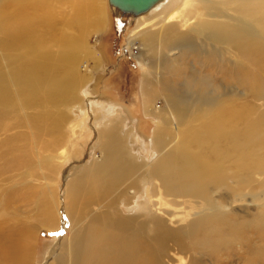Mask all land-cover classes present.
<instances>
[{"label": "rangeland", "instance_id": "rangeland-1", "mask_svg": "<svg viewBox=\"0 0 264 264\" xmlns=\"http://www.w3.org/2000/svg\"><path fill=\"white\" fill-rule=\"evenodd\" d=\"M5 2L8 0L0 4ZM101 3L100 26L95 27L87 19L81 28L75 25L76 15L71 8L62 15L58 12V3L48 5V12L55 14L56 20H52V26L47 23L41 26L43 28L39 27L38 34L42 38L45 36V41L50 44L47 49L51 61L47 60L44 70L37 73H41L40 77L35 72V77L27 78L29 84L35 78L28 88L22 83L25 89H21L18 84L21 82L16 83L17 78L12 77L11 72L12 67L27 63L28 58L23 57L22 61L8 53L10 60L0 39V60L11 90L8 99L14 100L11 103L0 101L3 114L0 115V124L4 125L0 129V143H4L0 144V170L7 172L0 177V190L14 191L5 205L8 210L5 206L0 209L1 232L3 226L15 231L38 226L44 217L43 210L46 205L50 206L61 219L60 230L53 232L41 227L43 229L37 232V248L32 262L48 264L52 249L65 238L69 227L68 186L74 183L70 186L73 190L74 185L82 183L78 178L90 171L95 160L108 157L110 147L127 146L132 149L135 164L141 166L138 169L146 170L149 177L137 190L133 208L121 207L124 215L141 220V214L149 211L150 215L162 218L190 249L179 252L190 264H264V148L253 150L257 157L248 155V159H258L257 166L252 169H249L254 165L252 163L245 166L233 158H223L219 162L222 177L208 185L204 196L187 198L195 208L191 220L210 217L221 230H213L211 222L206 223L202 230H211L212 233L207 239L205 233L192 236L185 221L179 219L185 205L173 203L174 207L169 206L168 211H164V207L158 205L159 195L148 190L151 188L149 181H153L152 173L169 176L166 172L161 173L169 165L171 153L168 152L185 147L180 145L185 140H194L193 133L203 135L202 129L211 121L213 126L222 129L223 138L218 140H227L224 132L231 136L228 140L239 139L245 130L248 139L249 136L255 139L257 133L258 137H264V61L252 67L246 61L248 59L240 57L244 48L240 52L236 47L210 42L208 49L205 47L208 41L203 37L197 39L190 29L184 32L188 36L183 41H176L175 37L187 28L182 27L177 32L167 28L168 24L160 17L167 1L138 19L131 15L119 19V15L110 10L108 0H101ZM154 20L157 29H140L145 22ZM134 31L137 33L132 35ZM55 34L68 44L63 45L62 39L53 38ZM209 51L213 52L210 61ZM64 57L71 60L69 65L64 64ZM48 61L49 66L52 65L50 70ZM203 66H212L207 72L212 86H205L210 94L185 93V80L179 75L201 70ZM121 68L124 70L118 73ZM253 75H256L257 82L252 81ZM68 79L75 80L77 87L74 90L68 88ZM52 82H57L58 86ZM31 86L35 103H28V96H22V92ZM109 114H112V123L104 120ZM229 122L231 126L224 131ZM114 123L118 126L116 131L111 135L105 133L107 126ZM195 140L204 139L201 136ZM220 143L209 142L211 149L201 143L191 149L198 155L207 156L211 150H217ZM161 147L165 150L161 151ZM261 162L262 166L259 165ZM155 182L160 184L159 180ZM179 182L177 180L174 184L182 189V181ZM165 195V201L173 199L170 194ZM173 244L167 240L165 246L168 248ZM168 251L165 250L163 264H171L172 251ZM157 252L158 245L152 241L149 246L151 260L158 257Z\"/></svg>", "mask_w": 264, "mask_h": 264}, {"label": "bare ground", "instance_id": "bare-ground-1", "mask_svg": "<svg viewBox=\"0 0 264 264\" xmlns=\"http://www.w3.org/2000/svg\"><path fill=\"white\" fill-rule=\"evenodd\" d=\"M1 1L3 0H0V2ZM100 1L101 0H8V3L5 2L4 4H0V32L2 33L0 39L7 50V56L9 53V55L14 56L15 59L17 58L20 60L23 57L28 58L27 63H20V65L17 66H14V63L10 61L11 66H14L11 69L12 77L15 75L17 78L15 80L16 83L18 81L21 82L18 83L21 89H25L23 84L28 88V85L33 83L35 78L33 80L31 79L33 82L30 84L27 78L30 76L35 77V72L37 74L44 70L46 61H51V55H49L47 49V46L50 44H47L45 41V36L42 38L38 34L39 27L43 28L41 26L47 23L52 26V20H56L55 14L50 15V11L48 12V5L51 7L52 3H58L60 5L58 12L62 15L71 8L76 15L74 23L78 28L85 25L88 20L94 23L95 27H98L102 23V3L100 4ZM166 1L167 4L161 9L163 16L160 17L168 24L167 28L174 30V32H177L182 27L187 28L181 31L183 33L175 37L176 41H183V38L188 36V34L184 35V32L190 29L195 33L197 39L203 37L208 41L207 46H205L208 49L211 47L210 42L211 44L236 47L240 52L241 49L244 48L245 52L241 53L242 55L240 57L245 60L248 59L246 61L251 64L252 67L264 61V0H223L220 2H216L215 0H161L146 13L133 16L134 19L147 16L158 7L163 6ZM108 6L112 12L116 11L111 7L109 0ZM116 14L118 13L116 12ZM59 17L61 18L60 15ZM119 19H122V17L120 16ZM157 26L156 20L148 21L142 24L140 29L146 30L150 27H152V29H157ZM136 33L137 31H134L132 35ZM59 34H55L53 38L62 39ZM50 39L52 40L51 37ZM62 41L63 45L68 44V41L64 39H62ZM18 52L22 54H18ZM209 53L211 56H209L208 60L210 61L213 59V52L209 51ZM3 56L5 57V55ZM9 57L11 58V56H8V58ZM68 59L69 58H67V60ZM67 60L65 58L63 61L65 65H69L68 62L71 61L70 59L69 61ZM49 61L47 63V68L50 70V68L52 69V65L49 66ZM2 66L3 64L0 60V101L11 103L14 100L8 99V96H11V90L9 89V83L7 84L5 81V71ZM211 67L212 66H203L202 68L204 71L201 68V70L180 74L179 78L185 80L183 85L184 92L188 94L194 92L210 94L205 86H212L208 81L209 76L207 75ZM58 68L60 69L61 67L58 66ZM19 74L21 77H19ZM40 74L37 75L40 77ZM68 77H70L69 69ZM36 78L38 79V77ZM253 78L252 81L257 82L256 75H253ZM52 84H57L58 86L57 82H52ZM76 85L74 79L73 81L68 79V88L74 90L77 87ZM42 88L44 90L43 84ZM33 91L32 86L31 89H26L25 93L21 91L23 97L24 95L28 96L29 100H26L28 103H31L35 99V93ZM36 95L38 94L36 93ZM51 97L48 98L50 99ZM35 102L36 101H34V103ZM34 103L32 105H34ZM2 110L4 111V109ZM7 114L5 113V115ZM0 115H3L2 111H0ZM105 119L108 123L109 121L112 123L113 121L110 120L112 119V114L104 116V120ZM3 126V124H0V129ZM230 126L231 124L229 122L224 128V131H227ZM107 127L108 130L105 133L108 135L113 134L118 128L116 123L112 126L108 125ZM221 131L222 129H220L218 125L213 126L211 121L202 129L203 135L193 133L192 135H195L193 138L194 140H185L180 145L185 147L168 152L171 153L168 159L169 165H167L161 173L163 174L166 172L169 176H159V174L155 172L152 173L153 181H149L151 188L148 190L152 194L159 195L158 205L164 207V211H168L169 206L185 205V207L181 209L184 211L180 212L182 214L179 219L185 221L184 223L189 228L192 236L205 233V239L208 238L209 234L212 235L211 230H202V227H204L206 223L211 222L210 226H212L213 230H221L215 226L214 221L210 217L199 218L197 221L191 220L193 215L192 212L195 208L189 203L190 201H188L187 198L204 196L208 185L214 179L219 180L222 177V168L220 167L221 165L219 166V162H222L223 158H233L236 162L241 161V165L243 164L245 166L252 163L254 165L249 168L252 169L257 166L258 159H248V155L257 157L255 151L264 148V137H258V133L255 135V139H252L249 135L248 139L246 136L248 133L245 130L243 131V137L236 140H228L231 136H228L224 132V136L227 140H218L219 138H223ZM201 136L204 140H195L201 138ZM213 138L217 140H213ZM156 140H159L158 137ZM211 141L214 143L221 142L217 145L219 146L217 150L213 152L211 150L210 155H212L213 158L210 155H198L194 149H191V147H199L200 143L207 149H211L209 144ZM157 143L158 141L155 145ZM164 150L165 147H161V151ZM134 160L132 158L131 147H110L108 157L100 161L95 160L91 163L92 166L90 171L78 178L83 184L78 183V185H74L72 188L73 190H70V186L74 183L68 186L66 197L69 199V203H67L69 227L67 226L68 230L65 233V238H62L61 242L57 243L52 249L48 264H163L162 259L165 256L166 249L169 250L168 252L172 251L171 264H190L187 258H183L179 254L181 250L185 251L190 249L182 242V237L179 238V236H177L176 230L174 228L172 230L162 218L157 215L154 216V214L150 215L148 211L145 215L141 214V220L140 218L134 220L135 216L124 215L122 213L121 207L123 205L129 209L133 208V202L138 193L137 190L140 189L142 182H146L147 177H149V173L146 170L141 171L138 169L141 168V166L135 164ZM262 163L263 162L259 165L262 166ZM112 170L116 171L112 172ZM5 172L6 170H0V177H2ZM49 173L53 172L49 170ZM2 180L6 179L3 178ZM156 180H159V185L156 184ZM177 180L178 182L182 181V189L179 188V185L175 186L174 182H177ZM144 187L146 188L147 186L144 185ZM133 188L134 191H131ZM163 190L166 194H170L173 199L165 201L164 197H166V195L163 193ZM13 192L14 191H4V189L0 190V209L2 207V209L6 208L7 200ZM86 196L87 199L84 200ZM176 198H181L182 201H178ZM168 202H170L171 205ZM173 203H175V205H173ZM6 210H8V208H6ZM43 214L44 217L41 222H39L38 226H32L28 229L24 228L26 229L24 231H15L14 228H5L2 225V232L0 230V264H32L34 261V253L37 248V232L43 229L41 227L48 228L53 232L60 230L61 219L56 215L55 211L50 209V206L46 205ZM8 226L9 225H7V227ZM167 240L176 244V247H174L173 244L166 248L165 244ZM152 241L158 245V257H154V260H151L149 256V246Z\"/></svg>", "mask_w": 264, "mask_h": 264}, {"label": "water", "instance_id": "water-1", "mask_svg": "<svg viewBox=\"0 0 264 264\" xmlns=\"http://www.w3.org/2000/svg\"><path fill=\"white\" fill-rule=\"evenodd\" d=\"M159 1L161 0H109V3L120 17L146 13Z\"/></svg>", "mask_w": 264, "mask_h": 264}, {"label": "trees", "instance_id": "trees-1", "mask_svg": "<svg viewBox=\"0 0 264 264\" xmlns=\"http://www.w3.org/2000/svg\"><path fill=\"white\" fill-rule=\"evenodd\" d=\"M123 70H124V69H123V68H121L120 70H118V73H119V72H121V71H123Z\"/></svg>", "mask_w": 264, "mask_h": 264}]
</instances>
